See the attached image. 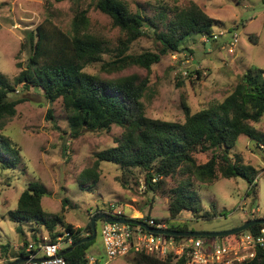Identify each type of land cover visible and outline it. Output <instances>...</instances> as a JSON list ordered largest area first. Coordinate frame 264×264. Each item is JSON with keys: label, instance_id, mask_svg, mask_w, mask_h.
<instances>
[{"label": "rangeland", "instance_id": "374dc122", "mask_svg": "<svg viewBox=\"0 0 264 264\" xmlns=\"http://www.w3.org/2000/svg\"><path fill=\"white\" fill-rule=\"evenodd\" d=\"M126 1L132 11L139 10L154 25L147 35L134 41L126 53L159 52L162 43L155 32H167L174 12L191 2H196L218 20L215 31H228L208 44L201 35L192 34L182 42V51L162 55L150 69L133 65L109 74L98 63L85 68L87 72L101 76L135 73L140 80H147L142 98L147 116L183 122L185 105L193 113L200 111L212 102L223 100L246 71H264L262 0ZM78 9H88L87 31L106 39L109 49L103 58L109 60L118 52L124 35L113 25L108 14L95 7L93 0H0V73L13 81L28 62L29 33L45 19L69 33ZM234 31L239 35V43L230 51L229 42ZM196 70L202 72L200 77ZM15 89L9 94L10 98L25 100L17 105L15 116L5 119L3 132L20 149V160L16 169L2 168L0 163V245H8L7 252L0 247V260L12 257L13 251L22 245V236L17 231L19 223L12 221L10 212L16 210L20 195L32 182L43 185L48 192L42 199L45 211L63 215L65 222L75 227L86 228L99 212H120L131 218L169 217L167 193L177 185L180 175L162 178L161 190L153 193L145 186L144 170L123 171L111 162H101L98 181L85 180L81 174L94 165L95 154L115 146L123 129L113 125L110 130H85L73 137L67 120L69 113L62 99L51 102L34 86L25 89L19 84ZM49 110L52 118H49ZM252 124L264 132V115ZM230 154L242 156L244 164L256 169L254 184L241 177L225 178L220 173L212 184L195 182L199 212H185L169 223H186V227L194 231L217 232L236 228L249 219L264 218L263 146L259 147L248 136L241 135ZM211 156V151L196 154L198 163L207 162ZM103 223L97 221V235L87 255L96 258L95 264H136L133 254L108 258L101 234ZM22 226L25 238L30 242L33 234L49 236L45 228L39 229L36 223H23ZM57 230L65 232L61 226ZM203 239L207 244L224 242L216 237ZM68 246L63 243L64 248ZM7 262L0 261V264Z\"/></svg>", "mask_w": 264, "mask_h": 264}, {"label": "trees", "instance_id": "16d2710c", "mask_svg": "<svg viewBox=\"0 0 264 264\" xmlns=\"http://www.w3.org/2000/svg\"><path fill=\"white\" fill-rule=\"evenodd\" d=\"M93 2L98 10L112 18L113 25L124 35L118 52L113 53L109 60L103 58V54L109 49L106 39L87 31L88 9H78L73 17L72 31L69 33L48 19L29 33L28 62L26 68L13 81L0 73L2 168L16 169L20 160V149L3 130L5 119L15 116L17 105L25 100L12 99L9 96L16 90L17 85L22 84L25 89L34 86L42 90L51 102L62 99L64 108L69 113L67 120L73 137L79 136L85 130H110L113 125L123 129L115 146L95 154L94 165L81 174L85 180H92L94 183L98 181L101 162H111L123 171L133 168L144 170L145 186L153 193L161 190L162 178L180 175L181 179L177 185L167 193L170 199V215L161 220L169 223L185 212H199L200 201L194 191L195 182L212 184L220 173L225 178L241 177L251 185L254 184L256 169L244 164L242 156L233 157L230 152L237 145L241 135L248 136L264 149V132L252 124L259 122L264 115V71H246L239 77L233 91L223 100L212 102L200 111L193 113L190 107L185 105L183 122L151 118L147 116L142 101L147 80H140L135 73L117 77L101 76L89 73L85 68L98 63L109 74L133 65L150 69L152 64L161 60L162 55L182 51L181 44L188 36H212L217 32L214 25L218 20L208 15L196 2H191L187 7L174 12L175 17L167 25V32H155L158 41L162 43L159 52L146 51L135 55L126 53L130 45L147 35L154 25L148 22L139 10L132 11L126 0ZM164 16L163 13L162 17ZM189 72L192 77L191 71ZM196 73L200 77L202 72L196 70ZM52 117L53 114L49 110V118ZM209 151L212 156L208 161L198 163L196 154ZM251 189L253 190V186ZM47 193L43 185L32 182L20 195L16 210L10 212L12 221L19 223L17 231L22 236V245L13 251L12 257H25L29 244H38L44 240L42 235L33 234L32 241H28L25 238L23 223H36L39 229L44 227L50 242H56L58 236L69 233L73 241L64 250L92 234L91 222L86 228L75 227L66 223L63 215L46 212L42 199ZM59 226L64 228V233L57 230ZM168 228L189 230L186 223L172 222ZM262 229L264 224H255L246 232L259 234ZM238 236L239 234H233L219 238L231 242ZM183 238L175 236L178 241ZM92 242L81 243L66 253V264H88L87 251ZM0 247L7 252L8 245L1 244ZM130 254H133L136 264L185 262L184 258L175 254L164 258L143 250L131 251L128 255ZM12 262L8 260L6 264ZM246 264H264V246H258L256 256Z\"/></svg>", "mask_w": 264, "mask_h": 264}, {"label": "built area", "instance_id": "2783aa9c", "mask_svg": "<svg viewBox=\"0 0 264 264\" xmlns=\"http://www.w3.org/2000/svg\"><path fill=\"white\" fill-rule=\"evenodd\" d=\"M228 31L219 30L212 36L204 35L203 41H217ZM239 43V35L232 32L229 45L233 50ZM122 216L120 212H112ZM139 219H143L139 218ZM149 226L155 228H168V222L156 218H144ZM135 226V227H133ZM101 234L109 259H116L128 255L131 251H145L148 254L164 258L175 254L185 259L184 264H246L257 253L258 246H264V229L259 234L248 232L240 233L235 241H218L207 244L202 237H187L180 241L175 236L156 234L147 231L140 225L118 222H104ZM38 244H30L26 249L27 260L20 264H66L64 256L60 254L63 243H72L69 233L58 236L56 242H50L49 236H44ZM96 258L88 256V264H95Z\"/></svg>", "mask_w": 264, "mask_h": 264}, {"label": "water", "instance_id": "95a60500", "mask_svg": "<svg viewBox=\"0 0 264 264\" xmlns=\"http://www.w3.org/2000/svg\"><path fill=\"white\" fill-rule=\"evenodd\" d=\"M99 220H105L106 222H118V223L132 224V225H140L141 227L145 228L147 231L156 234H164V235L178 236V237H216V238L229 236L233 234H239L249 229L252 225L264 224V218H256V219L248 220L236 228L225 231L208 232V231H194V230H174L169 228L151 227L145 221L139 220L138 218H131L127 216L117 217L114 214H110L108 212H99L95 214L91 219V225L93 229L92 234L85 236L84 238L76 242L72 247L62 251L60 254L64 256L66 253L71 251L77 245L94 240L97 235L96 223ZM27 259L28 258L26 257H21L14 260L11 264H20L21 262Z\"/></svg>", "mask_w": 264, "mask_h": 264}, {"label": "clouds", "instance_id": "9594fccd", "mask_svg": "<svg viewBox=\"0 0 264 264\" xmlns=\"http://www.w3.org/2000/svg\"><path fill=\"white\" fill-rule=\"evenodd\" d=\"M263 1H264V0H263ZM108 213L112 214L111 212H108ZM115 216H116V215H115ZM122 216H124V214H123ZM117 217H120V216H117ZM150 218H151V217H150ZM138 219H139V218H138ZM143 219H144V218H143ZM143 219H139V220H142V221H143ZM146 219H148V218H146ZM159 219H162V218H159ZM101 221L106 222L105 220H101ZM168 224H169V223H168ZM96 225H97V223H96ZM244 232H246V231H244ZM241 233H243V232H241ZM239 234H240V233H239ZM168 236H169V235H168ZM43 237H44V236H43ZM31 244H33V243H31ZM29 245H30V244H29ZM29 245H28V246H29ZM69 245H70V244H69ZM27 248H28V247H27ZM27 248H26V249H27ZM62 251H64V248H63ZM62 251H61V252H62ZM61 252H60V253H61ZM26 254H27V253H26ZM62 256H63V255H62ZM88 256H89V255H88ZM88 256H87V257H88ZM25 257L27 258V255H26ZM20 258H21V257H20ZM16 259H18V258H15L14 260H16ZM14 260H12V261H14ZM23 262H24V261H23ZM21 263H22V262H21Z\"/></svg>", "mask_w": 264, "mask_h": 264}, {"label": "crops", "instance_id": "0c3cea01", "mask_svg": "<svg viewBox=\"0 0 264 264\" xmlns=\"http://www.w3.org/2000/svg\"><path fill=\"white\" fill-rule=\"evenodd\" d=\"M262 2L264 3V1L262 0ZM237 28V27H236ZM14 247H17V244L14 243ZM15 257H10L9 259H1L0 261L3 262V261H8V260H12L14 259Z\"/></svg>", "mask_w": 264, "mask_h": 264}]
</instances>
